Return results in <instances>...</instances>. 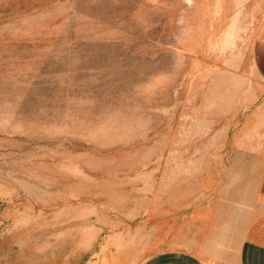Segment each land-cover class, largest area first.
<instances>
[{
    "label": "rangeland",
    "instance_id": "1",
    "mask_svg": "<svg viewBox=\"0 0 264 264\" xmlns=\"http://www.w3.org/2000/svg\"><path fill=\"white\" fill-rule=\"evenodd\" d=\"M263 20L264 0H0V264H193V224L216 249L263 220L243 179Z\"/></svg>",
    "mask_w": 264,
    "mask_h": 264
},
{
    "label": "crops",
    "instance_id": "2",
    "mask_svg": "<svg viewBox=\"0 0 264 264\" xmlns=\"http://www.w3.org/2000/svg\"><path fill=\"white\" fill-rule=\"evenodd\" d=\"M253 51L256 71L264 80V20L254 34ZM255 153L261 154L262 161L254 163L253 167L244 168L243 179L245 183V179L248 183H253L256 198L264 200V146H256ZM257 215L255 212L252 220L244 218L239 221L235 230H222L228 234H236L237 240L226 236L216 249L211 237L214 226L193 224V264H264V217L263 220L261 218L256 221ZM198 233L202 236L199 237ZM230 239L234 241L233 244H230Z\"/></svg>",
    "mask_w": 264,
    "mask_h": 264
}]
</instances>
